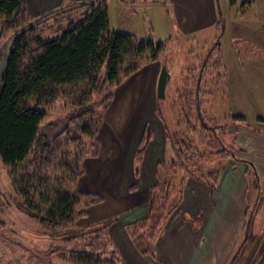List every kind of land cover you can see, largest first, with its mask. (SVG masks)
Wrapping results in <instances>:
<instances>
[{"label":"trees","instance_id":"1","mask_svg":"<svg viewBox=\"0 0 264 264\" xmlns=\"http://www.w3.org/2000/svg\"><path fill=\"white\" fill-rule=\"evenodd\" d=\"M26 2L0 0V30L12 36L0 72V158L9 181V188L0 191L1 207L28 216L38 225V234L57 242L45 252L58 253L69 264H129L122 258L108 222L95 228L80 224L87 209L103 197L79 190L77 183L84 173L85 158L99 154V131L115 89L146 64L160 61L170 51V40L111 30L105 0L70 5L41 20H34ZM192 47L193 54L196 48ZM214 50L217 52L207 53L200 61L202 73L193 77L197 86L188 79L178 95L188 101L182 108L185 122L174 130L177 137L170 136L176 150L173 162L159 163L157 182L150 189L148 215L126 227L143 255L155 257V244L164 224L182 202L187 177L179 178L180 171L196 175L214 190L225 162L215 163L212 156L217 154L249 162L247 172L260 187L252 162L225 145H213L216 141L224 144L218 130L225 128L206 116L200 98L204 69L209 65L215 70L223 68L220 42ZM66 86L77 92L72 99L74 114L65 119L61 132L49 138L40 130L47 116L43 107L67 92ZM233 119L246 120L239 114ZM151 137L148 128L135 155L137 164ZM214 165H219L217 170ZM251 208L249 203L243 238L228 264H264V229L258 233L253 225L258 203L254 211ZM0 226V231L7 232L5 220H0ZM4 232L3 238L9 240Z\"/></svg>","mask_w":264,"mask_h":264},{"label":"crops","instance_id":"2","mask_svg":"<svg viewBox=\"0 0 264 264\" xmlns=\"http://www.w3.org/2000/svg\"><path fill=\"white\" fill-rule=\"evenodd\" d=\"M67 1L31 0L29 2L27 0V4L33 15L48 17L72 5L67 4ZM72 1L75 0L70 2ZM105 1L109 11L110 29L130 32L142 38L153 36L159 39L157 32L159 25H161L160 29L163 28L162 34L168 36L177 29L181 31V26L185 24L209 27L211 21L215 23L218 19L217 22L220 24L223 20L221 13L216 12L217 3L215 4V0L211 2L214 5V9L211 11L214 13L212 20L208 13L203 12L202 9L192 17L186 15L188 10L179 11L178 5L186 4V0L175 1L176 5L170 0ZM250 1L251 3L255 2V0ZM170 7L173 10L170 11ZM188 8L194 9L191 5ZM151 12L152 16H150ZM154 14L160 15L161 22L154 20ZM143 16L146 18L143 19ZM119 20H127L126 25L119 23ZM225 21V24L227 22L234 24V33L237 34L244 29L250 32L256 31L264 41V27L254 23L256 20L250 19L246 25L244 23V26L241 22H234L232 19ZM262 22L264 23V21ZM159 33L161 32L159 31ZM238 39L241 41L240 37ZM251 39L257 40L256 37ZM6 46L3 64L8 57L10 42ZM220 47L224 52L221 41ZM234 49L230 50V62L223 53L224 68L229 82L226 88H229L232 99L242 98V95L248 93L251 108L249 107L250 112L246 109L237 110V114L243 115L246 120L238 121L235 125L230 126L234 128L233 133L237 138L239 147L237 154L241 159H247L254 164L260 182L264 181V126L260 125L258 121L260 118L264 120V114L263 112L258 114L257 106L264 111V55H258L256 57L259 59H251L250 64H245L240 57L239 49ZM167 61L161 59L146 64L137 74L130 77V81L117 88L113 105L105 113L104 123L100 130V154L96 158L86 159V171L79 181L81 190L99 194L104 198L103 202L89 208V216L86 220L89 219L93 222L103 218L112 220L109 227L110 232L123 258L129 264H228L241 242L247 226L249 205L247 195L252 178L247 172L251 165L244 160L232 157L225 160L217 187L214 190L199 180H193L192 177L187 180L182 202L167 221L164 232L155 244V257L141 254L126 230L127 224L147 217L150 189L157 182L158 165L161 162H170L176 157V153L170 149L169 161L167 160L169 140L161 123L155 117L152 118L153 113L151 116L150 112L154 136L144 153L142 164L136 169L134 156L138 145L134 143L126 151L121 150L116 143L117 136L113 130L118 129L117 122L114 120L115 113L110 111L116 104V97L120 89L135 78L132 84L134 92L130 91L129 94V96H133L128 97L129 88L126 93L127 98L124 102L126 112L130 113L139 109L141 103H138L137 106L135 103L141 97L139 91L143 85L149 87L151 92L154 91V97L157 98L158 79L163 65L169 67L172 80V65ZM247 77L254 80L255 84L244 86L243 83ZM156 102L157 99L153 101L154 108ZM241 102L243 101L239 99V103H237L241 104ZM253 110L256 112L253 113ZM141 128L139 127V131ZM156 144H159V148L155 152L154 145ZM126 146L125 149L129 145ZM124 155L125 161L121 160ZM124 169H127V173H124ZM133 186L137 188L135 189ZM255 213L253 225L257 231L255 220L260 218L261 213L259 210ZM262 226L259 228L261 231L264 229V218ZM19 229L20 227L17 225L9 226L10 232ZM31 236L32 238L24 242L15 241L8 244L9 251L4 256L3 263L48 264L51 255L45 251L49 243L45 246L42 242L46 239L43 240L40 237L37 239V236ZM54 255L56 254H53V257Z\"/></svg>","mask_w":264,"mask_h":264},{"label":"rangeland","instance_id":"3","mask_svg":"<svg viewBox=\"0 0 264 264\" xmlns=\"http://www.w3.org/2000/svg\"><path fill=\"white\" fill-rule=\"evenodd\" d=\"M65 1H67V0H65ZM70 1L71 0L67 1L68 2L67 4H72L74 6L80 2H86L88 0H75L72 2H70ZM170 1H172L175 4V1H177V0H170ZM248 1L249 0H215V4L217 3L216 8H215L216 12L218 14L221 13V15H222L221 19H223V20H222V23H220V24H218L219 22H217L218 19L215 23L213 21H211L209 27H204V26H200V25L198 26L196 24H193V25L185 24V25L181 26V31H178V29H177L171 35L166 36V35L162 34L163 28L160 29L161 25H159V31L161 33H159V31H157L159 39H156V38L155 39L158 41H164L166 39L170 40V45H169L170 51H168L167 54L161 59L169 60L167 62H170V65H172V80L168 84V88H167V92H166V98H164V99L158 98V97L155 98L154 97V91L151 92V89L149 87H145L143 85L139 91L141 94V97L135 103L136 106L138 103H141L139 106V109H137L136 111H132L130 113L125 111L124 102L126 101V98H127L126 93L128 91V88L130 89L129 93H128V97L131 98L133 96V95L129 96V94H130V91L134 92L132 84L136 78L133 81H131L129 84H127L126 86H124L123 88L120 89V91L116 97V104L114 106H112V109L110 112L115 113L114 120L117 122V128L118 129H113V130L117 136V142L116 143L121 148V150L126 151L134 143L138 145L137 146V149H138L141 138L143 137V135L146 132V129H148V128L150 129V132L152 134V137L148 142L149 143L148 146L150 145V142L154 136V130H153L152 124L150 122V112H151V116L153 113L152 118L155 117V119H158V121L161 123L163 129L166 132L167 139L169 140V144H168V148H167L168 149L167 160L170 157V149H172L176 152L175 147H174V142L172 141L170 136L177 137L176 135H174V130H176V128H178L179 123L180 124L182 123V125H183L185 122V115H184V111H182V108L184 106L186 107V104H187L186 102H188V101H186L185 97L179 98V96L183 93V88H185L184 82H186L189 79L192 81V83L195 85V87L197 86L198 80L193 78V77H194V75H197L198 73L199 74L202 73V68H199L200 64H201L200 61L204 58V56H206L207 53L209 54V52H212V53L217 52L216 50H214V47L217 46L218 42L221 41V45L223 46V49H224V52H222V48H221L222 61H223V53H224L225 58L230 62V56H231L230 50L234 49V48L239 49L240 57L242 58V61L245 64H250L251 59L252 60L259 59L258 57H256L258 55H264V41L260 38L261 37L260 34H258L256 31L250 32L246 29L239 31L236 34V33H234L235 32L234 24L229 23V22H227L225 24V22H226L225 20L228 21L229 19H232V20H234V22L235 21L241 22L244 26V23L246 25V23L250 19H252V20H256V22H254V23H257L258 26L264 27L263 26L264 23L262 22V21H264V0H255L254 3H251ZM29 2H31V0H29ZM211 2H213V1L212 0H189V1L186 0V4H179L178 6H179V11H181V12H183L184 10H188L186 12V15L188 17H192V16H194V14L196 15V13L200 12V10L202 9L203 12L208 13L209 18L212 20L214 13H211V11L214 9V5ZM167 3H169V2L167 1ZM189 5L194 7V9L188 8ZM27 7H28V4H27ZM171 10H173V8L170 7V11ZM54 14H52V15H54ZM32 16L34 17V20H41V19H45L47 17V16L39 17V16H36L33 14H32ZM150 16H152V12L150 13ZM154 16H155V18H154L155 21L161 22L160 15L158 16L157 14H154ZM48 17H50V16H48ZM145 18H146V16H143V19H145ZM2 23H3V21H0V27L2 26ZM119 23H121V24L124 23L126 25L127 20H119ZM249 32H250V34H249ZM187 33H191V34H187ZM11 37L9 35H7V33H5L4 29L0 30V53H1V55H0V72L4 66L3 59H4V52L6 51V48H7L6 45L9 44V42L11 41ZM216 37H217V39H215ZM238 37L241 38V41L238 39ZM254 37H256L257 40L251 39ZM192 46H194V47H192ZM196 46H198V48H200V49H198ZM190 47H192L193 49L196 48V52H193V54H192ZM195 57H198V60H196ZM214 60H215V58H214ZM218 68L219 69L215 70V68H213V67H211V65H209L203 71V73L205 72L204 75L202 76L204 78L203 79L202 93L204 90V94L200 98V100L202 101V110L206 111V116L209 119L212 118V120L218 121V123L221 124L225 128L224 130H220V129L218 130L219 131L218 132L219 138L220 139L223 138L224 144L221 145L220 142L216 141V143L213 144L215 146V148L222 147L225 145L226 148L229 149V151H234L237 154V153H239L238 152L239 147H238V143H237V138H236L235 134L233 133L234 128L231 127L230 125H235L236 123H238L237 121H234V119H233V117L235 115H238L236 112L237 110L246 109L250 112L251 107L249 105L250 104L249 103V96L247 93L246 95H242V98L244 97V99L239 97L240 101H243V102H241V104H238L239 103L238 97L234 98V99L230 98L231 97L230 96V90H229V88H226V85H228L229 82H228V78L226 76L227 73H226V69L224 68V63H223V68H221V67H218ZM128 79L123 84H125L127 81L131 80V78L129 80ZM217 81H219V82L217 83ZM253 84H255V81L248 78V77L245 78V81L243 83L244 86H249V85L251 86ZM121 86H122V84L120 86H118L117 88H119ZM65 88L67 89V92L64 91L63 93H61L60 97L53 104L43 107L47 111V116L43 120L40 130H41V133L45 134L49 138H52L57 133L61 132L66 127V124H67L65 119L69 118L71 115L74 114L73 113L74 107H73V100L72 99L77 96V92L76 91L73 92V90H71V88L69 89L68 86H66ZM117 88L115 89V92H116ZM142 94H144V95H142ZM114 98H115V95H114ZM156 99H157V102H156L155 108H154L153 101H155ZM113 101H114V99H113ZM111 105H113V104H111ZM157 108L160 109V113H157V110H156ZM152 109H153V112H152ZM255 109H256V107H255ZM257 110H258V114H260L262 112L264 114V111L261 110L258 106H257ZM255 112L256 111L253 110V113H255ZM120 113H122V114H120ZM247 114H249V113H247ZM239 115H241V114H239ZM104 118H105V116H104ZM258 123L260 125L264 126V121L262 122L259 119ZM208 125L217 126L218 124L217 123H215V124L210 123ZM139 127H142L140 131H139ZM182 127L183 126H180L181 129H182ZM99 140L101 142L100 131H99ZM126 145H129V146H128V148L125 149ZM148 146H147V148H148ZM158 148H159V144L154 145L155 152L157 151ZM137 149L135 151V155H136ZM100 150H101V147H100ZM99 154H100V151H99ZM99 154H98V156H99ZM98 156H96V157H98ZM220 156L217 154H214L212 156L214 158L213 160L215 161V163L216 162L218 163L220 161L224 162L225 160L229 159V157L227 158V156H226V158H225V156L224 157H222V156L220 157ZM96 157L89 156V157L85 158V160H84V173L80 177L79 181L84 176L85 171H86V169H85L86 159L96 158ZM124 157H125V155L121 158V160L125 161ZM135 159L136 158L134 156V161H135ZM143 159H144V156L140 160L141 162L139 164H137L135 161L136 169H138L139 166L142 164ZM170 162L172 163L173 160H171ZM214 166H215V169L217 170L219 165H214ZM126 170L127 169H124V173L125 172L127 173ZM181 175H185V177H187L186 184H187V180L192 177L193 180H199V181L203 182L205 185H208L204 181L199 179L196 175L186 174V171H180L179 178ZM79 181L77 183V187L79 190H81L79 188ZM8 185H9V181H8V177H7V169L4 166V164L0 158V191H1V189L7 190V188H9ZM133 188L136 189L137 187L133 186ZM132 190H134V189H132ZM81 191H83V190H81ZM83 192H85V191H83ZM87 193H90V192H87ZM91 194H95V193H91ZM247 199H248V201L252 207L251 209L253 211H254V206H255L256 202L258 203V210L260 211L261 216L258 220L257 219L255 220V224H256V228L258 227L256 232L259 233V232H261V230L259 228L263 227L262 225H263V218H264V181H262V180L260 181V187H258L257 185L253 184V182H251L250 187H249V191H248V195H247ZM103 200H104V198H103ZM100 203H97V204H100ZM180 204H179V206H180ZM1 206H3V205L1 204V201H0V220H2V221L5 220V222L8 223V226L5 228L7 230V232L6 231L4 232V230H3V232H4V234L6 233V236L8 237L9 240H5V237L3 238V232L0 231V247L4 250L5 255L8 254V251H9L7 249L8 244L15 242V241L16 242L17 241L24 242L25 240L32 238L31 235L37 236V239H40V238H43V240L46 239L42 242L43 245H45V246H47L48 243H49L48 245H52V244L54 245L57 243V242L54 243L53 242L54 240H52L51 238H49L45 235L38 234L36 232L38 225L35 222H33L31 219H29L28 216H25V214H23V212H21L19 210H15V209H9L8 207L3 210V207H1ZM179 206H178V208H179ZM89 208H91V206ZM89 208L87 209L86 216H84L80 220V224L82 226H85V227L92 226L93 228H95L98 225H102V224H105L108 222L109 227H110V225H111L110 223L112 221L110 218H107V219L103 218V219H101L99 221H95V222L90 221L89 219L86 220L87 217L89 216L88 215L89 214ZM255 215H256V213H255ZM9 223L10 224L12 223L13 225L19 226L20 227V229L18 230L19 232L17 233L16 230H14L15 232H10L9 231V226H10ZM132 223H134V222H132ZM166 223L167 222H165V224H164L162 233L164 232ZM129 224H131V223H129ZM129 224H127V225H129ZM13 227H16V226H13ZM0 229H1V226H0ZM126 230H127V228H126ZM109 231H110V228H109ZM127 233H128V231H127ZM128 235H129V233H128ZM129 237L131 238L130 235H129ZM117 247H118V245H117ZM120 253H121V251H120ZM53 254H56V255H54V257H53ZM49 255H51V256L49 258L48 264H69V262L67 260L66 261L63 260L58 253H50ZM121 256H122V254H121ZM122 258H123V256H122ZM2 264H4V263L2 262ZM16 264H20V263H16Z\"/></svg>","mask_w":264,"mask_h":264},{"label":"water","instance_id":"4","mask_svg":"<svg viewBox=\"0 0 264 264\" xmlns=\"http://www.w3.org/2000/svg\"><path fill=\"white\" fill-rule=\"evenodd\" d=\"M170 80V71L166 65L162 66L158 85H157V96L158 98H166V88Z\"/></svg>","mask_w":264,"mask_h":264},{"label":"built area","instance_id":"5","mask_svg":"<svg viewBox=\"0 0 264 264\" xmlns=\"http://www.w3.org/2000/svg\"><path fill=\"white\" fill-rule=\"evenodd\" d=\"M3 252L0 250V264H2V262H3Z\"/></svg>","mask_w":264,"mask_h":264}]
</instances>
